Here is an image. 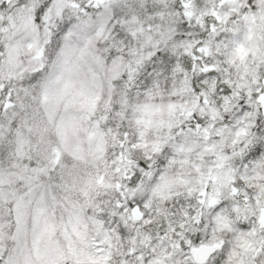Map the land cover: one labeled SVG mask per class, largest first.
Returning <instances> with one entry per match:
<instances>
[{
    "label": "snow or ice",
    "instance_id": "obj_1",
    "mask_svg": "<svg viewBox=\"0 0 264 264\" xmlns=\"http://www.w3.org/2000/svg\"><path fill=\"white\" fill-rule=\"evenodd\" d=\"M0 264H264V0H0Z\"/></svg>",
    "mask_w": 264,
    "mask_h": 264
}]
</instances>
